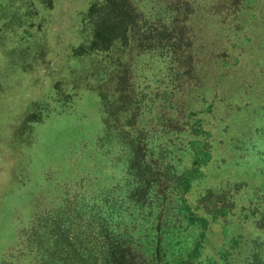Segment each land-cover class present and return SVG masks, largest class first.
I'll return each mask as SVG.
<instances>
[{
    "label": "rangeland",
    "instance_id": "obj_1",
    "mask_svg": "<svg viewBox=\"0 0 264 264\" xmlns=\"http://www.w3.org/2000/svg\"><path fill=\"white\" fill-rule=\"evenodd\" d=\"M134 2L0 0V264H264V0Z\"/></svg>",
    "mask_w": 264,
    "mask_h": 264
},
{
    "label": "trees",
    "instance_id": "obj_2",
    "mask_svg": "<svg viewBox=\"0 0 264 264\" xmlns=\"http://www.w3.org/2000/svg\"><path fill=\"white\" fill-rule=\"evenodd\" d=\"M226 1H229V0H226ZM214 2H215V0H212V4H214ZM125 3H126L128 8H130L134 11V7H135L134 0H125ZM222 3L223 2H221V4ZM120 5H122V3L113 7V5L111 3V6L114 9L119 8ZM165 6H166V8H170V5L168 3H166ZM179 6L173 7V10H171L170 15L172 14V17H174L177 10L181 8ZM213 7L219 8L217 5L216 6L213 5ZM118 13H119V9H118ZM166 13H168L166 9H163V13H160V15H163V18L158 20V23L160 25H162L164 23L165 18H166ZM218 14H220V12L215 11V15H218ZM112 16H113V14H112ZM112 16H110L111 17V19H110V17L108 15H100L99 13L97 14V16H96L97 24L95 25L96 37H98L100 39H108V37L113 32V29H116L119 27V25L116 24V22H115L114 16L113 17ZM131 21H133V20H131ZM137 21L138 20L135 19L134 20L135 23H133V25H131L132 23L131 24L129 23V27L126 28V30H127L126 33H123V35H122V36H125V41L128 40V43L130 44L129 50H131V52L134 53L138 50H142L143 48H145V49L146 48H157V47L161 46V44L163 42L161 41V39L157 42V40L154 38V35L152 32L145 31V30L139 31L137 29L136 25H134V24H137ZM175 25H177V24H175ZM183 28H184V30H187V28L185 26H183ZM127 33H128V36H127ZM159 36H164V35L162 33H159ZM146 42H149V44H147ZM144 45H146V46H144ZM141 190H143V189H141ZM149 190H150L149 186H146V190L142 192V198L144 200L146 199ZM134 193H136V192H134ZM65 235L66 236L63 238L65 240V244L70 243V242H68V234H65ZM65 244H61L58 247L54 248V250L51 254V260L48 261L47 264H86L87 259L84 258V255L81 254V257L77 256L79 258H76V256L73 255L72 252H69L66 249V246L69 244H67V245H65ZM115 248L117 250L116 255H121V259L125 260V258L123 257V251L121 249L120 244H117L115 246ZM81 258L83 260H81Z\"/></svg>",
    "mask_w": 264,
    "mask_h": 264
}]
</instances>
